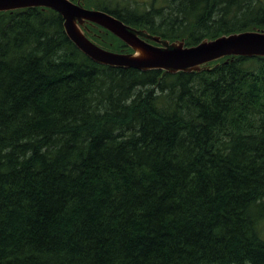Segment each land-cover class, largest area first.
<instances>
[{"label": "trees", "instance_id": "16d2710c", "mask_svg": "<svg viewBox=\"0 0 264 264\" xmlns=\"http://www.w3.org/2000/svg\"><path fill=\"white\" fill-rule=\"evenodd\" d=\"M83 2L189 46L264 29V0ZM263 221L264 57L115 68L53 9L0 12V264H264Z\"/></svg>", "mask_w": 264, "mask_h": 264}, {"label": "water", "instance_id": "95a60500", "mask_svg": "<svg viewBox=\"0 0 264 264\" xmlns=\"http://www.w3.org/2000/svg\"><path fill=\"white\" fill-rule=\"evenodd\" d=\"M31 7L50 8L60 13L68 37L89 58L100 65L134 68L141 71L162 70L198 72L208 64L229 56L264 57V29H248L205 38L198 44L186 45L184 39L171 41L145 28L128 24L101 9L88 8L83 0H0V12ZM88 24L100 26L125 42L131 52L107 49L86 32Z\"/></svg>", "mask_w": 264, "mask_h": 264}, {"label": "rangeland", "instance_id": "374dc122", "mask_svg": "<svg viewBox=\"0 0 264 264\" xmlns=\"http://www.w3.org/2000/svg\"><path fill=\"white\" fill-rule=\"evenodd\" d=\"M99 1L104 2L105 0H99ZM151 1L152 0H113V3L120 2V4H122L124 6L130 5V6H139L140 8H143L142 4L146 3L145 6L148 7V6H150L149 2H151ZM88 8H90V7H88ZM260 233H261L262 237L264 238V221L262 222V224H260Z\"/></svg>", "mask_w": 264, "mask_h": 264}, {"label": "flooded vegetation", "instance_id": "af4514ba", "mask_svg": "<svg viewBox=\"0 0 264 264\" xmlns=\"http://www.w3.org/2000/svg\"><path fill=\"white\" fill-rule=\"evenodd\" d=\"M90 25V24H89Z\"/></svg>", "mask_w": 264, "mask_h": 264}]
</instances>
